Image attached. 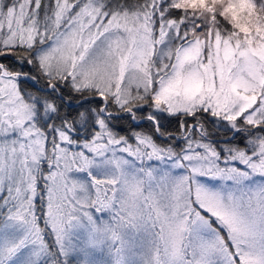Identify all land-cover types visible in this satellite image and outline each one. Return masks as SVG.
Segmentation results:
<instances>
[{
  "label": "snow or ice",
  "instance_id": "6c2138e0",
  "mask_svg": "<svg viewBox=\"0 0 264 264\" xmlns=\"http://www.w3.org/2000/svg\"><path fill=\"white\" fill-rule=\"evenodd\" d=\"M0 264H264V0H0Z\"/></svg>",
  "mask_w": 264,
  "mask_h": 264
},
{
  "label": "trees",
  "instance_id": "16d2710c",
  "mask_svg": "<svg viewBox=\"0 0 264 264\" xmlns=\"http://www.w3.org/2000/svg\"><path fill=\"white\" fill-rule=\"evenodd\" d=\"M9 62H11V61H9ZM17 70H21L20 68H19V66H17ZM24 71H27L28 69L27 68H25V69H23ZM22 87H27V86H22ZM29 90H31V89H29ZM221 138H225L224 136H223V133H221ZM241 139L242 138H237L236 139V143L237 144H240V146L242 147L243 145L240 143L241 142ZM48 239H51V237H48Z\"/></svg>",
  "mask_w": 264,
  "mask_h": 264
},
{
  "label": "rangeland",
  "instance_id": "374dc122",
  "mask_svg": "<svg viewBox=\"0 0 264 264\" xmlns=\"http://www.w3.org/2000/svg\"><path fill=\"white\" fill-rule=\"evenodd\" d=\"M81 178H84V174H78ZM97 215H100V214H97ZM103 218L105 219V220H107L108 219V214L107 213H104L103 214Z\"/></svg>",
  "mask_w": 264,
  "mask_h": 264
}]
</instances>
